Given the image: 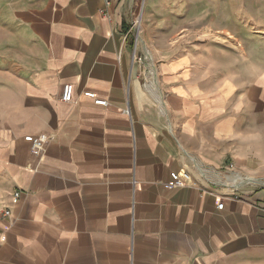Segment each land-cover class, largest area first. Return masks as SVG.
Returning <instances> with one entry per match:
<instances>
[{"label":"crops","instance_id":"obj_1","mask_svg":"<svg viewBox=\"0 0 264 264\" xmlns=\"http://www.w3.org/2000/svg\"><path fill=\"white\" fill-rule=\"evenodd\" d=\"M144 3L0 0V264H264V187L218 209L223 187L166 186L184 165L264 178V17L193 41Z\"/></svg>","mask_w":264,"mask_h":264},{"label":"rangeland","instance_id":"obj_2","mask_svg":"<svg viewBox=\"0 0 264 264\" xmlns=\"http://www.w3.org/2000/svg\"><path fill=\"white\" fill-rule=\"evenodd\" d=\"M264 6V0H145V3L140 8L142 16L160 17L162 28H167L169 23H173V28H176L177 38L182 34L191 32L193 41H200L202 38L206 42L215 41L212 36L221 33L222 30L229 34L226 30H233V24H242L243 31H247L248 35H252V13L256 18L264 17V11L261 8ZM137 17L132 19V22L137 20ZM138 23H135L131 31L134 44L136 42L135 55L142 57L144 61L148 59L147 66H153V59L150 50L153 53L152 47L144 35L147 32L150 38L157 35V27L150 26L148 29H142L141 19L138 16ZM240 20V23H238ZM166 25V26H165ZM230 25V26H229ZM229 26V27H228ZM172 29V28H171ZM206 31L207 37H201ZM142 33V34H141ZM144 42H141V37ZM133 44V45H134ZM147 48H146V47ZM148 46H150L148 48Z\"/></svg>","mask_w":264,"mask_h":264},{"label":"built area","instance_id":"obj_3","mask_svg":"<svg viewBox=\"0 0 264 264\" xmlns=\"http://www.w3.org/2000/svg\"><path fill=\"white\" fill-rule=\"evenodd\" d=\"M112 0H104L105 5H109ZM137 20L131 23L130 31H132L135 23H138ZM139 37V35H138ZM138 37L135 39L133 56L135 55L136 42H138ZM141 39V38H140ZM70 84L64 83L61 89V100L67 101L70 94ZM85 96L94 97L93 93L90 91L84 92ZM94 103L99 105H105L107 101L102 98H94ZM128 113V109L125 110ZM24 139L29 143L30 151L33 156L41 160L42 154L48 140V137L44 133L40 134H29L24 137ZM197 185L201 191L214 193L212 186L223 187L226 190L224 194L218 193L216 196V206L218 209L223 207L224 197H232L233 199H240L239 192L247 189L248 187H264V178L250 177L244 174H241L235 170H227L223 173L215 172L209 170L205 166H191L184 165L176 171L170 172V181L166 183L168 187H184ZM19 193L15 192L14 200L17 199ZM4 217H9L10 213L8 210L2 212Z\"/></svg>","mask_w":264,"mask_h":264},{"label":"bare ground","instance_id":"obj_4","mask_svg":"<svg viewBox=\"0 0 264 264\" xmlns=\"http://www.w3.org/2000/svg\"><path fill=\"white\" fill-rule=\"evenodd\" d=\"M148 59H149V58H148ZM148 59L146 58V59H145L146 61H144L146 65H147V63L149 62ZM148 64H149V63H148ZM153 71H154V67H153V66H150L149 73L152 74ZM152 75H153V74H152Z\"/></svg>","mask_w":264,"mask_h":264},{"label":"trees","instance_id":"obj_5","mask_svg":"<svg viewBox=\"0 0 264 264\" xmlns=\"http://www.w3.org/2000/svg\"><path fill=\"white\" fill-rule=\"evenodd\" d=\"M133 44H134V40H133L132 37H130V38H129V45H130V46H133Z\"/></svg>","mask_w":264,"mask_h":264}]
</instances>
